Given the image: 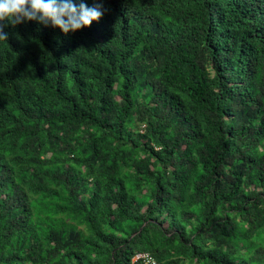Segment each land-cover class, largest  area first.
<instances>
[{
    "label": "trees",
    "instance_id": "trees-1",
    "mask_svg": "<svg viewBox=\"0 0 264 264\" xmlns=\"http://www.w3.org/2000/svg\"><path fill=\"white\" fill-rule=\"evenodd\" d=\"M0 42V264H264V0H73Z\"/></svg>",
    "mask_w": 264,
    "mask_h": 264
},
{
    "label": "clouds",
    "instance_id": "clouds-1",
    "mask_svg": "<svg viewBox=\"0 0 264 264\" xmlns=\"http://www.w3.org/2000/svg\"><path fill=\"white\" fill-rule=\"evenodd\" d=\"M99 2L93 7L73 0H0V42L8 41L7 25L35 21L58 28L64 35L75 34L99 22L103 16Z\"/></svg>",
    "mask_w": 264,
    "mask_h": 264
},
{
    "label": "built area",
    "instance_id": "built-area-1",
    "mask_svg": "<svg viewBox=\"0 0 264 264\" xmlns=\"http://www.w3.org/2000/svg\"><path fill=\"white\" fill-rule=\"evenodd\" d=\"M134 260L143 259L144 264H156L155 260L152 258V256L149 253H140L136 255Z\"/></svg>",
    "mask_w": 264,
    "mask_h": 264
}]
</instances>
